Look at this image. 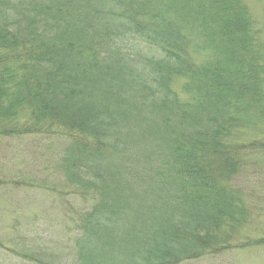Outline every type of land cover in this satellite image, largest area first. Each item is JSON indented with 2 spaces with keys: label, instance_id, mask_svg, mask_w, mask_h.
<instances>
[{
  "label": "trees",
  "instance_id": "trees-1",
  "mask_svg": "<svg viewBox=\"0 0 264 264\" xmlns=\"http://www.w3.org/2000/svg\"><path fill=\"white\" fill-rule=\"evenodd\" d=\"M245 15L242 0H0V137L62 142L58 188L93 201L78 264L232 246L251 216L240 158L264 150L237 147L264 130V47Z\"/></svg>",
  "mask_w": 264,
  "mask_h": 264
},
{
  "label": "rangeland",
  "instance_id": "rangeland-1",
  "mask_svg": "<svg viewBox=\"0 0 264 264\" xmlns=\"http://www.w3.org/2000/svg\"><path fill=\"white\" fill-rule=\"evenodd\" d=\"M242 3L254 24L250 41L264 47V0ZM208 51L213 53L212 48ZM179 84L183 82L176 79L174 87ZM258 130L240 135L237 147L264 144V130ZM61 143L22 135L0 137V264H78L76 221L93 201L63 194L65 186L58 188L62 172L56 147ZM241 157L244 165L235 185L250 219L227 251L182 264H264V245L256 243L264 239V150L250 147ZM21 180L28 182L26 187L16 185Z\"/></svg>",
  "mask_w": 264,
  "mask_h": 264
}]
</instances>
